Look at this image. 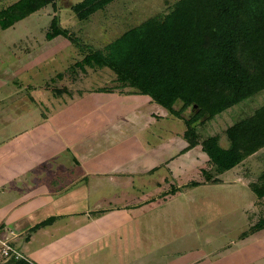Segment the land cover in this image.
Masks as SVG:
<instances>
[{
	"label": "crops",
	"instance_id": "crops-1",
	"mask_svg": "<svg viewBox=\"0 0 264 264\" xmlns=\"http://www.w3.org/2000/svg\"><path fill=\"white\" fill-rule=\"evenodd\" d=\"M4 89L0 86L7 94L0 96V242L30 264L203 261L193 253L199 248L187 246L193 234L161 240L162 222L155 216L162 201L182 195L192 181L201 182L207 168L200 147L181 154L187 145L182 120L144 96L92 92L98 88L75 96L68 88V94L54 97L64 102L61 107H40L31 116L36 125L18 131L17 121L32 108H18L17 91ZM114 98L136 104H122L117 112ZM220 145L227 147L224 137ZM263 155L264 148L217 179L222 183L232 174L246 182L255 176L249 171L264 164ZM245 185L250 189L249 180ZM171 186L180 191L170 194Z\"/></svg>",
	"mask_w": 264,
	"mask_h": 264
},
{
	"label": "trees",
	"instance_id": "trees-1",
	"mask_svg": "<svg viewBox=\"0 0 264 264\" xmlns=\"http://www.w3.org/2000/svg\"><path fill=\"white\" fill-rule=\"evenodd\" d=\"M59 0H17L0 9V31ZM115 0H82L70 5L79 21H86ZM66 39L81 54L80 69H107L118 83V94L147 97L150 103L182 120L181 154L200 147L207 156L202 181L189 187L220 183L218 176L264 148V104L221 133L203 137L200 126L223 112L264 92V0H178L162 17L147 19L109 43L104 51L84 45L60 26L55 15L45 40ZM128 88V92L123 89ZM131 89V90H130ZM55 95L69 93L66 87ZM94 93H115L98 88ZM179 103L180 108L175 109ZM194 110L189 118L186 110ZM224 137L227 147L220 145ZM250 185L257 199L264 198V172ZM261 185V187H257ZM258 190V191H257ZM180 188L170 187L174 195ZM49 223L46 221L32 231ZM264 231V216L242 231L239 240ZM0 264H30L1 256Z\"/></svg>",
	"mask_w": 264,
	"mask_h": 264
},
{
	"label": "rangeland",
	"instance_id": "rangeland-1",
	"mask_svg": "<svg viewBox=\"0 0 264 264\" xmlns=\"http://www.w3.org/2000/svg\"><path fill=\"white\" fill-rule=\"evenodd\" d=\"M16 1L0 0V9ZM81 1L59 0L55 13L52 6L48 5L13 27L0 31V76L4 77L0 86L5 88L4 91H17L18 108H32L17 121L18 131L36 125L33 119L38 110L41 112L40 107L51 104L56 108L64 104L54 98V92L49 93L45 87L62 88L60 86L65 85L73 91V95L77 91L84 93L95 88L114 90L115 93L120 90L115 76L109 70L88 67L80 69L76 62L82 60V54L66 39L57 37L51 41L45 40V34L55 15L58 16L60 26L84 45L104 51L109 43L125 31L147 19L162 17L178 0H115L88 20L79 21L70 10V4ZM4 80H10V83ZM30 85H33V89H29ZM28 94H32L31 101ZM0 96L6 97L7 94L0 93ZM67 102L70 103V100L66 99L65 103ZM132 102L136 104L131 98L121 101L114 98L112 105L118 112L124 109L122 104ZM263 104L264 92H260L207 122L199 130L200 134L207 137L220 133L240 118L251 115ZM179 108L180 104L177 103L175 109ZM193 113L194 110L188 109L183 116L189 118ZM35 120L40 122L39 117ZM260 171H264V164H258L257 169L249 171L251 175H255L247 177L250 185L259 184ZM231 176L232 174H225L222 183L189 188L182 195L169 200L170 202L162 201L160 209L155 212V216L161 218L162 222L160 239H181L193 234L192 244L188 243L187 246L199 248L193 252L199 253V258L203 259L198 264H264V231L243 240L238 239L242 231L264 216V198L257 199L246 187L248 180L241 182L237 178L233 180Z\"/></svg>",
	"mask_w": 264,
	"mask_h": 264
},
{
	"label": "built area",
	"instance_id": "built-area-1",
	"mask_svg": "<svg viewBox=\"0 0 264 264\" xmlns=\"http://www.w3.org/2000/svg\"><path fill=\"white\" fill-rule=\"evenodd\" d=\"M1 245V256L7 259H14V260H25L24 257L10 247L6 242H0Z\"/></svg>",
	"mask_w": 264,
	"mask_h": 264
}]
</instances>
